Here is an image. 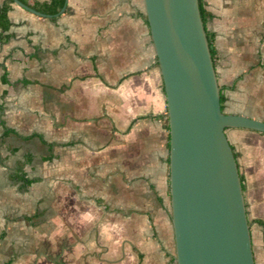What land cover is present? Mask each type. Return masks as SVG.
<instances>
[{"label":"crops","instance_id":"1","mask_svg":"<svg viewBox=\"0 0 264 264\" xmlns=\"http://www.w3.org/2000/svg\"><path fill=\"white\" fill-rule=\"evenodd\" d=\"M6 2L0 0V6ZM65 4V11L53 18L12 4V26L4 33L11 37L0 41V264H176L172 260L176 255L158 234L160 222L148 213L146 189L129 188L131 183L123 182L119 158L111 156L114 170L99 173L95 188L87 185L91 180L87 171L76 176L71 171L82 181L66 188L70 202L40 205L47 176L39 174V166L58 160L56 148H75L84 141H49L42 130L9 124L15 100L20 115L37 107L33 88L38 87L39 99L47 104L52 101L50 91H63L59 83L92 79L99 84L101 109L117 129L112 138L127 125L145 157L160 149L166 130V96L144 0H66ZM203 4L210 14L208 29L214 36L223 112L264 122V0H203ZM33 134L42 135L53 149L37 137L27 138ZM226 135L243 179L254 262L264 264V134L228 128ZM166 143L167 157L161 160L169 169L168 131ZM28 155L32 157L28 176L39 181L20 190L10 175ZM50 155L53 158L47 160ZM86 162L82 160L83 168L89 165ZM169 176L170 171L168 188ZM150 189L164 208L163 195L152 184Z\"/></svg>","mask_w":264,"mask_h":264},{"label":"water","instance_id":"2","mask_svg":"<svg viewBox=\"0 0 264 264\" xmlns=\"http://www.w3.org/2000/svg\"><path fill=\"white\" fill-rule=\"evenodd\" d=\"M12 1L42 18L58 17L66 8L47 15ZM144 6L168 110L176 264H255L241 175L226 130L264 134V122L223 112L199 0H144Z\"/></svg>","mask_w":264,"mask_h":264},{"label":"rangeland","instance_id":"3","mask_svg":"<svg viewBox=\"0 0 264 264\" xmlns=\"http://www.w3.org/2000/svg\"><path fill=\"white\" fill-rule=\"evenodd\" d=\"M64 60L66 59L64 58ZM58 86V88H63V91H50L49 97L52 101L47 104L39 99L38 87L33 88L37 107L33 105L29 114L20 115L18 113L21 110L18 100L12 102L10 109L9 124H13L17 128L25 125L28 131L42 130L49 141L65 142L71 139L84 141L83 145H78L75 148H56L55 152L59 155L58 160L50 165L39 166L38 169L41 171L39 174H45L47 182L44 183L45 194L42 195L41 204L39 202L38 204L44 207L50 202L59 204L70 202L66 188L80 186L82 181L73 178L71 171H75V176L87 171L91 178L87 185L90 189L95 188L96 183L99 182L96 178L99 173L106 174L108 171L114 170V164L109 161L111 156H114L113 159L121 160V167L124 170L123 182L125 184L130 182L129 188L141 190L144 187L146 189L148 208L151 209L148 213L160 222L158 234L163 239L167 250L175 256L168 188L169 169L166 162L161 160L167 157V131L165 130L163 133L164 141L160 149L145 157L143 156L144 151L140 152L137 147L136 137L127 131V125L122 129V133L119 132L115 139L112 138L113 131L117 129H115L112 120L106 116L104 109H101L100 101L97 98L98 83L90 78H79V81H75L74 84L72 82L59 83ZM82 160L88 162L85 163L89 164L86 168H83ZM140 176L144 177L138 180ZM151 184L159 194L163 195L164 208H161L150 189ZM55 187V190H59L58 195L53 189ZM75 189L77 188L75 187ZM91 196L93 199L94 196ZM35 204L37 205V202ZM59 210L62 211L61 207Z\"/></svg>","mask_w":264,"mask_h":264},{"label":"trees","instance_id":"4","mask_svg":"<svg viewBox=\"0 0 264 264\" xmlns=\"http://www.w3.org/2000/svg\"><path fill=\"white\" fill-rule=\"evenodd\" d=\"M22 3H24L25 5L43 13V14H47V15H56L58 14L62 8L65 5L66 0H50L49 3H45V4H31L29 3L27 0H20ZM12 4L13 1L12 0H8V2L4 3L2 6H0V30L2 31V34L0 35V41L2 43H6L9 39H10V35H5L4 33L8 32L12 26V23L10 21L9 18V12L12 9ZM199 4H200V11H201V16H202V20L205 26V30L207 33V38H208V42L210 45V50H211V54H212V58L213 61L215 62V49H214V36L213 34L209 31L208 29V22L210 20V14L206 11L204 4H203V0H199ZM145 20L146 23L148 25V20L147 17L145 16ZM158 65V62H157ZM4 82H6V78L3 79ZM221 103H222V97H221ZM166 117V130L168 131V149L170 150V129H169V124H168V110L167 113L165 115ZM6 133H15L17 134L14 130H7ZM38 138L42 143H44L45 145H47L49 147V149H53L54 144H50L48 143L44 137L40 134H33L27 138ZM16 151L12 150V154H14ZM53 158V156H49L47 158V160H51ZM31 161H32V157L31 155H28L25 157L24 161L20 163L18 169L14 172L11 173L10 175V179L13 183L18 184L20 190H27L29 187H31L32 184L36 183L39 181V179H32L29 178L28 174H29V170L31 168ZM167 163L169 164V160H167ZM241 181H242V187L244 190V185H243V179L241 177ZM173 262L176 261V258L173 257Z\"/></svg>","mask_w":264,"mask_h":264}]
</instances>
